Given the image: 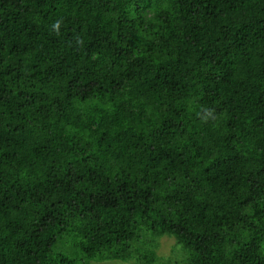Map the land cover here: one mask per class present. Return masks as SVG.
I'll use <instances>...</instances> for the list:
<instances>
[{
    "label": "trees",
    "instance_id": "16d2710c",
    "mask_svg": "<svg viewBox=\"0 0 264 264\" xmlns=\"http://www.w3.org/2000/svg\"><path fill=\"white\" fill-rule=\"evenodd\" d=\"M107 261L264 264V0H0V264Z\"/></svg>",
    "mask_w": 264,
    "mask_h": 264
},
{
    "label": "rangeland",
    "instance_id": "374dc122",
    "mask_svg": "<svg viewBox=\"0 0 264 264\" xmlns=\"http://www.w3.org/2000/svg\"><path fill=\"white\" fill-rule=\"evenodd\" d=\"M174 243H175V241L173 238H167V237L162 238L160 241V247L158 249V254L168 255L170 248L174 246ZM91 264H129V263H123L120 261H107V262H103V263L92 262Z\"/></svg>",
    "mask_w": 264,
    "mask_h": 264
},
{
    "label": "clouds",
    "instance_id": "9594fccd",
    "mask_svg": "<svg viewBox=\"0 0 264 264\" xmlns=\"http://www.w3.org/2000/svg\"><path fill=\"white\" fill-rule=\"evenodd\" d=\"M55 27L58 29V27H59V24L57 23V24L55 25Z\"/></svg>",
    "mask_w": 264,
    "mask_h": 264
}]
</instances>
